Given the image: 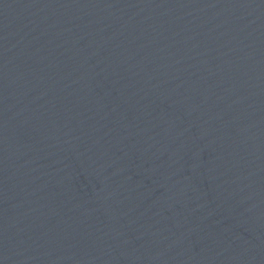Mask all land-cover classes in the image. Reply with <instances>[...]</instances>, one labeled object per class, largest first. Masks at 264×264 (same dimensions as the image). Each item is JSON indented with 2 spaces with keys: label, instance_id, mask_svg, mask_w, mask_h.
Listing matches in <instances>:
<instances>
[{
  "label": "water",
  "instance_id": "1",
  "mask_svg": "<svg viewBox=\"0 0 264 264\" xmlns=\"http://www.w3.org/2000/svg\"><path fill=\"white\" fill-rule=\"evenodd\" d=\"M0 264H264V0H0Z\"/></svg>",
  "mask_w": 264,
  "mask_h": 264
}]
</instances>
